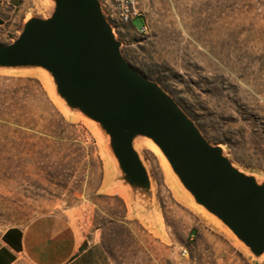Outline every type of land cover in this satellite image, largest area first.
<instances>
[{
    "label": "rangeland",
    "instance_id": "1",
    "mask_svg": "<svg viewBox=\"0 0 264 264\" xmlns=\"http://www.w3.org/2000/svg\"><path fill=\"white\" fill-rule=\"evenodd\" d=\"M102 2L126 59L240 167L264 172V0H140L133 25L111 19L114 0ZM44 11L42 0H22L0 43L28 13ZM90 126L62 112L40 75L0 73V241L10 227L62 215L97 234L113 264H264L186 203L145 144L161 230L132 216L124 196L106 187L108 165Z\"/></svg>",
    "mask_w": 264,
    "mask_h": 264
},
{
    "label": "water",
    "instance_id": "2",
    "mask_svg": "<svg viewBox=\"0 0 264 264\" xmlns=\"http://www.w3.org/2000/svg\"><path fill=\"white\" fill-rule=\"evenodd\" d=\"M9 43L0 73L37 74L70 119L92 125L108 165L106 187L132 216L161 230L154 179L140 146H154L178 194L227 232L253 262L264 260V172L240 167L176 99L124 56L102 0H42Z\"/></svg>",
    "mask_w": 264,
    "mask_h": 264
},
{
    "label": "crops",
    "instance_id": "3",
    "mask_svg": "<svg viewBox=\"0 0 264 264\" xmlns=\"http://www.w3.org/2000/svg\"><path fill=\"white\" fill-rule=\"evenodd\" d=\"M21 7L22 0H0V29L13 26ZM0 264L113 262L97 234L86 235L71 218L44 215L26 226H13L4 232L0 241Z\"/></svg>",
    "mask_w": 264,
    "mask_h": 264
},
{
    "label": "built area",
    "instance_id": "4",
    "mask_svg": "<svg viewBox=\"0 0 264 264\" xmlns=\"http://www.w3.org/2000/svg\"><path fill=\"white\" fill-rule=\"evenodd\" d=\"M140 0H114L113 5H111V11H117L118 21H122L123 24H132L133 21L138 18L140 14L139 8ZM106 16L110 19V14L106 12ZM148 30L146 25L139 28L140 33H146Z\"/></svg>",
    "mask_w": 264,
    "mask_h": 264
},
{
    "label": "bare ground",
    "instance_id": "5",
    "mask_svg": "<svg viewBox=\"0 0 264 264\" xmlns=\"http://www.w3.org/2000/svg\"><path fill=\"white\" fill-rule=\"evenodd\" d=\"M115 14L117 15V11H115ZM122 22V21H121ZM90 127H92V126H90ZM98 137V136H97ZM102 147V146H101ZM149 148L151 149V150H153L155 153H158L157 155H160L159 154V152H158V150H157V148L156 147H154L153 145L150 147L149 146ZM108 170V169H107ZM109 174V173H108Z\"/></svg>",
    "mask_w": 264,
    "mask_h": 264
}]
</instances>
